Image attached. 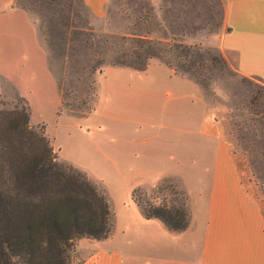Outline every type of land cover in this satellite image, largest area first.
I'll list each match as a JSON object with an SVG mask.
<instances>
[{"label": "rangeland", "instance_id": "1", "mask_svg": "<svg viewBox=\"0 0 264 264\" xmlns=\"http://www.w3.org/2000/svg\"><path fill=\"white\" fill-rule=\"evenodd\" d=\"M14 1L31 17L39 41L34 35L30 40L19 26H10L7 20L1 24L0 107L20 105L23 101L18 96H22L29 105V124L42 127L55 159L83 170L103 190L108 204L110 195L122 196L131 183L124 173L126 165L113 160L117 145L127 146L117 129L137 128L140 124L122 117L147 110L149 104L158 110L163 102L172 101L161 85V79L170 75L169 67L199 85L208 111L223 127L233 152L249 170L255 193L264 200L263 83L255 76L239 73L233 56L220 46L224 0H107L101 16L94 15L82 0ZM15 10H19L18 6L11 11ZM65 15L91 30L94 40L104 43L106 38L110 46L91 73L92 81L65 68L66 45L56 34L65 28ZM139 18L148 23V36L163 41L165 49L175 41L191 44L198 72L194 75L184 70L175 64V58L167 63L158 56L146 59L141 69L106 62L109 53L132 43L128 26ZM122 35L126 40L121 39ZM166 53L173 55L176 50ZM178 89L176 100L184 108L190 101L183 93L189 90L184 86ZM78 105L83 111L87 106L91 108L76 114ZM123 144L121 147H125ZM134 194L142 202H156L161 197L177 202L184 195L188 209L185 187L176 176H165L153 185H139ZM79 238L68 250L67 264H78L84 253L78 245Z\"/></svg>", "mask_w": 264, "mask_h": 264}, {"label": "crops", "instance_id": "2", "mask_svg": "<svg viewBox=\"0 0 264 264\" xmlns=\"http://www.w3.org/2000/svg\"><path fill=\"white\" fill-rule=\"evenodd\" d=\"M82 1L96 16L105 12L107 0ZM15 6L19 10L11 11ZM6 20L39 41L31 17L14 0H0V26ZM219 43L239 73L264 84V0H224ZM168 70L161 85L172 101L121 116L140 124L117 129L127 146L117 145L113 160L126 165L131 183L122 196L109 197L108 234L79 238L84 253L78 264H264V200L199 85ZM182 86L189 90L183 93L190 101L184 108L176 100ZM165 176H176L187 193L188 221L181 229L145 216L130 196L133 187Z\"/></svg>", "mask_w": 264, "mask_h": 264}, {"label": "trees", "instance_id": "3", "mask_svg": "<svg viewBox=\"0 0 264 264\" xmlns=\"http://www.w3.org/2000/svg\"><path fill=\"white\" fill-rule=\"evenodd\" d=\"M62 21L65 28L56 34L66 45L65 68L92 81L91 73L110 46L106 38L104 43L94 40L91 30L77 25L68 15ZM128 27L132 43L109 53L105 59L109 64L141 69L146 59L158 56L167 63L175 58V64L184 70L194 75L198 72L191 44L175 41L165 49L163 41L148 36L151 30L142 18L133 19ZM121 39L126 40V36ZM62 86L61 81V103ZM18 97L23 101L20 105L0 107V264H67L68 250L77 238L108 234L112 211L103 190L83 170L55 159L42 127L29 124V105ZM76 107V114L91 108L83 111L80 105ZM137 187L131 189L130 196L145 216L159 218L171 230L186 225L184 195L177 202L165 197L142 202L134 194Z\"/></svg>", "mask_w": 264, "mask_h": 264}]
</instances>
